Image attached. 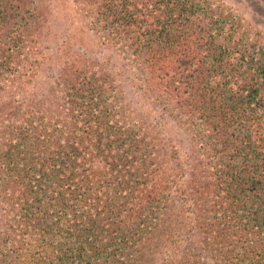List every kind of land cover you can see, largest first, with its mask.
Returning <instances> with one entry per match:
<instances>
[{
	"label": "trees",
	"instance_id": "16d2710c",
	"mask_svg": "<svg viewBox=\"0 0 264 264\" xmlns=\"http://www.w3.org/2000/svg\"><path fill=\"white\" fill-rule=\"evenodd\" d=\"M229 18L204 0H0V264H264V45ZM125 79L170 99L190 158L151 164Z\"/></svg>",
	"mask_w": 264,
	"mask_h": 264
},
{
	"label": "rangeland",
	"instance_id": "374dc122",
	"mask_svg": "<svg viewBox=\"0 0 264 264\" xmlns=\"http://www.w3.org/2000/svg\"><path fill=\"white\" fill-rule=\"evenodd\" d=\"M204 1L208 3L209 6H212L214 11L216 10L217 15L222 13V17L225 19H230L229 17L233 16L239 19L238 21L241 22L240 26H242L244 36L250 37V45H264V0ZM58 23L59 22L54 23V30L59 29V27L57 28L56 26ZM121 87L119 102H121V106L123 107L124 118L130 124L145 128L148 131L149 136L152 134L151 139L153 140V143H151L150 149H152L151 152H154V156L151 157V164L156 165L158 168H163V164L169 165L171 159L170 155L174 152V148L180 152L179 154L182 159H184L186 154L190 158V153L187 152L190 146L189 140H187L186 134L184 135L183 130L185 126L182 125L184 121L182 119V124L179 123L180 120L175 121L174 114L170 110L172 107L170 99L166 97L162 91H160V93L157 90L153 91V95L152 92H149L148 94L145 93L144 95L142 93L140 81L137 79H135L134 82H131L130 79H125L122 81ZM157 96L158 98L156 99ZM133 113L134 115H132ZM156 123L158 125H156ZM154 128L157 129L152 130ZM201 153L206 154L205 150H201ZM208 175H211L214 180L213 176L215 175L212 174L211 170ZM206 178L201 186L209 184L210 187L205 189L204 192L212 190V183H209ZM98 179L100 178H92V181H94V185H92L93 188L96 187L97 182H99ZM92 186L90 185V193L88 196L93 193ZM44 240L45 244L41 246V252L52 255L53 250L49 244V237L46 236ZM29 241L31 244L34 243L33 238L25 240V242ZM209 252L210 251L205 252V254L202 255V258L208 260L209 264H212L214 258H210L209 255H206Z\"/></svg>",
	"mask_w": 264,
	"mask_h": 264
}]
</instances>
